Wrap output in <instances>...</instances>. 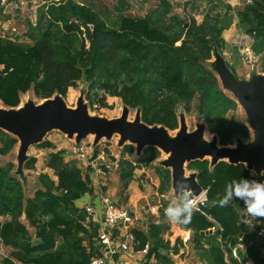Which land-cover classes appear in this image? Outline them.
<instances>
[{
    "label": "trees",
    "instance_id": "obj_1",
    "mask_svg": "<svg viewBox=\"0 0 264 264\" xmlns=\"http://www.w3.org/2000/svg\"><path fill=\"white\" fill-rule=\"evenodd\" d=\"M202 1L209 9L203 11L200 23L182 20L167 0H112V10L121 15L115 26H108L82 4L47 7L27 34L32 44L0 38L1 104L8 109L19 107L20 96L30 87L40 100L64 97L82 80L92 85L100 77L97 90L137 110L148 126L176 130L177 110L182 107L186 114L194 112L205 120L220 146H232L236 138L248 139V128L227 117L236 110V102L222 92L215 75L205 66L212 52L224 47L221 35L232 25L231 8L220 1ZM249 1L236 13L237 27L251 39L254 54L262 57L264 72V0ZM85 26L91 30L84 39ZM103 95L96 96L94 103L101 108L106 107ZM16 143L0 130V156L8 155ZM38 147L52 149V144L45 141ZM132 154L131 145L123 146L119 178L124 189L135 167L123 157ZM63 155L62 151L49 154L46 168L56 180L42 174L43 188L27 202L20 181L12 173L14 165L0 166V264H89L96 253L90 238L96 235V228L91 233L85 229V217L78 209L80 200L91 193L90 180L78 167L65 163ZM34 165L31 158L24 167L33 169ZM187 170L196 173L197 183L207 193L204 212L210 220L193 213L189 224L177 225L179 234L172 242L163 238L164 225L151 224L146 232L133 231L135 251L150 245L148 259L154 255L163 261L162 252L178 254L183 239H187L195 250L204 251L208 264H225L227 246H234L242 235L252 242L248 258L264 264L259 254L264 243L255 233L247 234L240 223L238 210H246L243 202H230L226 207L218 204L229 182L241 177L253 179L245 167L226 162L211 167L209 160H198L190 162ZM24 219L30 222L33 234ZM258 219L264 222V217ZM215 223L221 230L204 235ZM80 235L89 240V251ZM58 243L72 249L69 261L55 251ZM241 258L245 262V257Z\"/></svg>",
    "mask_w": 264,
    "mask_h": 264
},
{
    "label": "rangeland",
    "instance_id": "obj_2",
    "mask_svg": "<svg viewBox=\"0 0 264 264\" xmlns=\"http://www.w3.org/2000/svg\"><path fill=\"white\" fill-rule=\"evenodd\" d=\"M167 1L171 4L173 13L186 22H190L191 19H194L197 23H200L202 21V15L205 13L203 11L209 9L208 4L202 0ZM68 2L82 4L89 7L93 10V12L98 14L99 19L104 21L108 26H115L119 22V18L121 16L112 10V0H7L5 7H0V34L1 36H4L5 39L12 42L32 44L28 39L27 34L31 31V26L34 27L39 18L46 12L47 7L52 5L58 6L59 4H65ZM212 2L214 1L212 0ZM195 9L199 11L196 12L194 11ZM87 27L90 31L91 26ZM82 30L85 31V28L82 27ZM83 38L85 39L86 36L83 35ZM241 65L244 66L242 62ZM260 65H262L261 58H258L254 68L250 69L252 70V74L261 70ZM100 79V77H97L92 85L91 82L82 80L78 83L76 88L68 89L64 97L54 95L50 100L60 99L69 109H76L78 103L82 101L91 116L97 119L114 120L124 116L128 121H135L139 116V112L137 110L124 106L119 98L104 96L103 92L97 90L96 86L100 82ZM101 95L105 98V108H101L98 104H94L96 96L98 97ZM43 101L44 100H40L35 97L33 87H30L26 93L20 96V107L18 109H13L12 112L26 111L30 113L34 108L40 106ZM91 104L96 105L97 108H94ZM180 117H182V124L186 126L188 134L197 132L198 127L204 125L203 134L198 144L208 143L207 140L204 139L205 134H207V136L212 135V141L217 144L215 136L208 132L205 120H200L194 112L191 115H188L183 111L182 107H178V121ZM227 117L232 120L247 123L244 111L239 106H237L235 111L229 112ZM180 128L181 124L178 125L176 130L170 131L169 134L176 138ZM248 128L249 138L245 140L241 138L234 139V143L232 145L234 149L253 144L256 141L255 131L249 126ZM9 135L12 136L11 134ZM94 139L95 135L88 134L79 139V142H77L78 140L76 134L68 135L67 133H63L60 129H54L44 136L38 144L32 145L28 149V156L34 157L36 161L33 169L22 168L20 172H16V155L19 140H17L18 142L7 156H0V166H4L9 162L14 164L12 173L20 181L24 201L27 202L33 198L34 193L39 188H43L40 182V176L42 174H45L50 181L56 180L52 171L46 168L47 159L50 153L62 151L64 153V157L67 152L73 149L76 145H91L93 144ZM45 141L52 144V149L38 147L39 144ZM120 141L121 137L119 134H113L109 140L102 139L99 141V143H110L109 146H111L113 154H121L122 148L125 145H131L133 148V154L131 156L125 155L123 157V159L130 161V163L134 165L135 170L133 177L129 181L127 188L124 189L119 178V167V169L114 172L112 176H110V181L107 182L106 191L110 199L114 201L118 207L126 208L131 212L136 213L140 218L139 223L141 227H146L150 223L153 224L160 221V223H158L160 224L159 226L164 225L166 228L163 231V238L169 239L172 242V240L179 234L177 224L169 222L166 215L158 214L157 217L150 213V209L157 203L162 202L164 203L165 208H167L168 205L177 198L176 192L172 186V169L168 166L169 158L171 156L170 153L164 152L159 147H145L139 150L136 144H130L128 141H124L120 146L118 145ZM64 159L67 160L68 157L65 156ZM121 159V157L118 158L119 161ZM208 160L211 162L210 159ZM70 162H73L74 165L79 164L77 161L72 159ZM222 162L228 163L227 161ZM262 172H264V168L259 170V173ZM190 173L191 175L196 174L195 172L190 171L186 174L189 175ZM140 174H142L144 182H137L135 179ZM87 199L88 197L85 196L82 200L87 201ZM233 202L236 203L237 200H234ZM79 204H82V202ZM238 212L241 215V213H246V210L240 209ZM253 221L262 225V222L258 218ZM24 222L29 228L30 234H33V228L29 227L30 222L25 219ZM214 226L218 229V231L221 230L219 224L215 223ZM80 237L82 239L84 238L83 235H80ZM242 237L243 236L241 235L238 239H243ZM90 238L95 239L96 235H93ZM83 242H89V240L83 239L82 245L84 244ZM251 244H249L247 248L242 250L240 253V255L244 256L248 261L251 260L247 256L248 249L252 246ZM71 250L72 249H69L68 246H63L60 243L57 244L55 249V251L58 254H61L67 261L70 260ZM184 251L185 254L177 260H174L171 257V254L166 252H162V256L165 257L163 261H157L154 255H151L150 258H153V261H155L152 264H208L205 259L204 251L195 250L191 243L188 242ZM259 254H263V250L259 249ZM145 257L148 258V253ZM137 264H150V262L144 263L142 259V261Z\"/></svg>",
    "mask_w": 264,
    "mask_h": 264
},
{
    "label": "water",
    "instance_id": "obj_3",
    "mask_svg": "<svg viewBox=\"0 0 264 264\" xmlns=\"http://www.w3.org/2000/svg\"><path fill=\"white\" fill-rule=\"evenodd\" d=\"M84 28L85 36L89 37L88 27ZM233 53L238 54V51ZM216 71L223 87L234 95L246 111L250 125L255 131L256 141L253 144L234 149L232 146H220L216 137L217 144L214 141L212 144H198L204 125L199 126L197 132L188 134L186 126L182 124V117L178 121L181 124L178 136L170 139L168 129L146 125L141 121L140 114L135 121H128L124 116L114 120H102L90 116L82 101L76 109H69L62 100H50L51 98L44 100L30 113L12 112L13 109L0 107V130L11 134L20 142L19 172L26 160L28 147L38 144L54 129H60L68 135L76 134L77 142L86 135L93 134L94 145L102 139L109 140L113 134H119L120 146L124 141H128L130 144H136L139 150L145 147H159L170 153L168 166L172 169L173 189L176 181L184 178L191 184L193 194L197 195L201 187L196 181V174L190 173L189 178L184 177L189 172L187 165L190 162L210 159V166L222 161L232 165H243V162H246L247 169L255 170L256 174H260L259 170L264 168V78H260L259 82L255 79L253 85L246 87L237 82L224 65L217 64Z\"/></svg>",
    "mask_w": 264,
    "mask_h": 264
},
{
    "label": "built area",
    "instance_id": "obj_4",
    "mask_svg": "<svg viewBox=\"0 0 264 264\" xmlns=\"http://www.w3.org/2000/svg\"><path fill=\"white\" fill-rule=\"evenodd\" d=\"M6 3L7 0H0V7H3ZM0 38L5 37L0 34ZM239 52L245 66H253L256 63L257 56L252 51L250 45H241ZM93 107L97 108L96 105H93ZM109 144L108 142L99 143V145L78 144L67 152L65 156L68 159H64V161L69 165H74L73 162H70L71 159L77 161L79 164L74 166L78 167L83 175L87 176L90 180L91 193L87 195V201L81 200L82 204L78 203V209L85 217L82 225L90 233L96 227V238L92 240L97 251L90 257L89 264H130V260H134V264H137L142 259L144 262L149 245H146L141 251H135L137 242L133 231L140 230L146 232L148 226L141 227L139 216L126 208L118 207L110 199L106 191L110 176L120 167ZM252 171L247 169L250 178L264 181L262 175H252ZM135 179L137 182H144L142 174L138 175ZM193 195L197 207L194 213L206 216L204 212V209L208 206L206 191L201 188V191L197 195ZM165 211L166 208L162 202L157 203L150 209V213L154 216H158V214L165 215ZM245 215L246 213H241L240 223L247 228V234L255 233L258 240L264 243V225L255 223L253 220L244 219ZM207 218L209 219V217ZM261 218L263 219V217ZM250 222L253 223L251 226L248 225ZM261 222L264 224L263 221ZM215 231H218V229L214 226L210 230L203 232V234L212 235ZM188 242L187 239H183V245L180 247L178 254H171L174 260L181 258L185 254L184 249ZM251 243L244 239H238L234 246L228 245L229 251L225 250V264H233V261L238 264H255L251 260L243 262L240 255L241 251ZM84 246L89 251L88 245L85 244ZM262 250L263 254H261L260 258L264 262V249Z\"/></svg>",
    "mask_w": 264,
    "mask_h": 264
},
{
    "label": "crops",
    "instance_id": "obj_5",
    "mask_svg": "<svg viewBox=\"0 0 264 264\" xmlns=\"http://www.w3.org/2000/svg\"><path fill=\"white\" fill-rule=\"evenodd\" d=\"M213 1H214V3H217L220 1L222 4L230 6L231 11H232V13L231 12L230 13L233 14V22H232V25L227 30L223 31V33L221 35V38L224 41V47L215 49L212 52L210 60L205 62V66L208 70H210L215 75V77L218 81V86L222 90V92L225 95H227L228 97H230L231 99H233L236 102V105L239 106L244 111L247 123L246 122L245 123L240 122V123L244 124L247 128H248V126L252 128V126L250 125L249 118H248L246 111L243 109L242 106L239 105V103L237 102V99L234 97V95L223 87L222 81H221V79H220V77L216 71L217 64L218 65H220V64L224 65L227 68V70L229 71V73L234 77V79L246 87L248 85H251V84L253 85L255 79L259 82L260 78H264V72H262L261 70L258 71L257 73H254V74H252V72H251L252 70H250V69H253L254 66L256 65L258 58H261V63H262V57L257 56V61L253 66H245L244 64H243L244 66L241 65L242 59H241L240 52H239L240 47H241V45H250L251 46L252 41L249 37H247L244 34V32L240 28L237 27L236 13H237V11L242 9L244 5L248 4L249 0H213ZM3 7H5V5ZM235 50L238 51V54L233 53V52H235ZM261 67H262V65H260V69H261ZM0 107L6 108L2 104ZM19 107L15 108V109H18ZM237 122H239V121H237ZM248 130H249V128H248ZM252 130H253V128H252ZM96 145H99V142ZM30 147H28V149ZM28 149L25 153L26 160L23 162L22 168H25L24 165L31 158L35 159L34 157L28 156ZM19 150H20V142L18 143V150H17V155H16V167H17L16 172H18ZM113 155L117 158V160L119 157H121V154H113ZM1 157H5V156H1ZM118 162H119V160H118ZM2 221H3V219L0 218V223ZM158 223H160V221L155 222L153 224L156 225ZM151 224L152 223L148 224V227ZM92 242H93V240H92ZM83 243H84L83 245H85V244H88L89 242H83ZM144 259H145L144 260L145 263H149V261H150V263L155 262V261H153V258L148 259L145 257ZM129 263L134 264V260H130Z\"/></svg>",
    "mask_w": 264,
    "mask_h": 264
},
{
    "label": "clouds",
    "instance_id": "obj_6",
    "mask_svg": "<svg viewBox=\"0 0 264 264\" xmlns=\"http://www.w3.org/2000/svg\"><path fill=\"white\" fill-rule=\"evenodd\" d=\"M243 165L247 168L246 162H243ZM252 175H256L255 170L252 171ZM260 175L264 176V172ZM174 190L177 198L168 205L165 215L171 223L187 225L191 222L194 211L197 210L192 186L181 178L176 181ZM234 200L243 202L246 209L244 219L252 221L264 217V181L243 177L232 180L225 186L224 195L219 199L218 204L220 207H226ZM252 224L250 222L248 225Z\"/></svg>",
    "mask_w": 264,
    "mask_h": 264
},
{
    "label": "bare ground",
    "instance_id": "obj_7",
    "mask_svg": "<svg viewBox=\"0 0 264 264\" xmlns=\"http://www.w3.org/2000/svg\"><path fill=\"white\" fill-rule=\"evenodd\" d=\"M90 116H91V114H90ZM169 133H170V132H169ZM168 135H169V138H170V139H174V138H175V137H174L173 135H171V134H168ZM211 136H212V135L207 136V134H205V135H204V139H206L208 143H211V144H212L213 141H212ZM184 177H185V178H189V175L185 174Z\"/></svg>",
    "mask_w": 264,
    "mask_h": 264
}]
</instances>
